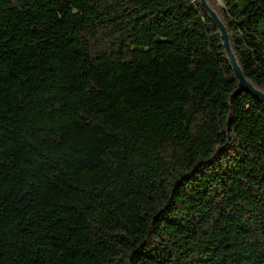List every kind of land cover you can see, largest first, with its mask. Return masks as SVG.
Here are the masks:
<instances>
[{
  "label": "trees",
  "instance_id": "trees-1",
  "mask_svg": "<svg viewBox=\"0 0 264 264\" xmlns=\"http://www.w3.org/2000/svg\"><path fill=\"white\" fill-rule=\"evenodd\" d=\"M264 92V0H207ZM0 264H264V101L200 0H0Z\"/></svg>",
  "mask_w": 264,
  "mask_h": 264
},
{
  "label": "water",
  "instance_id": "water-1",
  "mask_svg": "<svg viewBox=\"0 0 264 264\" xmlns=\"http://www.w3.org/2000/svg\"><path fill=\"white\" fill-rule=\"evenodd\" d=\"M203 4V6L207 9L209 12L214 24L219 28L222 38H223V44L225 46V49L229 55L230 62L232 64L233 70L241 84V87L243 89H246L250 91L251 93L257 95L260 99L264 101V92L255 87L245 76L243 73V70L241 69L239 62L233 52L229 33L227 31V28L223 22V20L218 15L217 11L209 4L207 0H200Z\"/></svg>",
  "mask_w": 264,
  "mask_h": 264
}]
</instances>
